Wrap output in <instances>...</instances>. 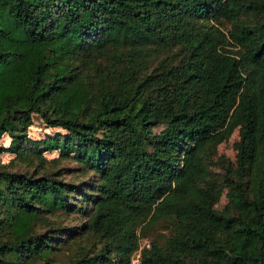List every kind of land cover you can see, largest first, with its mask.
Instances as JSON below:
<instances>
[{"label":"trees","instance_id":"trees-1","mask_svg":"<svg viewBox=\"0 0 264 264\" xmlns=\"http://www.w3.org/2000/svg\"><path fill=\"white\" fill-rule=\"evenodd\" d=\"M37 115L66 132L33 140ZM236 131L232 163L218 149ZM6 134L0 264H53L69 239L40 228L62 210L100 242L69 264H129L143 239L144 264H264V0H0ZM54 149L97 178L2 162Z\"/></svg>","mask_w":264,"mask_h":264},{"label":"rangeland","instance_id":"rangeland-1","mask_svg":"<svg viewBox=\"0 0 264 264\" xmlns=\"http://www.w3.org/2000/svg\"><path fill=\"white\" fill-rule=\"evenodd\" d=\"M223 30H227L230 28V23L224 22V25L221 26ZM167 51H157L154 54L151 64V71L157 70L158 67L161 66L162 60L166 58ZM104 63V60H103ZM80 64L78 63L77 66ZM33 124L29 127L28 134L33 140H43L48 139L51 136L55 135L57 132L65 133L62 128L59 127H50L48 126L40 116L33 117ZM239 139L238 131L235 132L232 137L222 143L218 149V155H223L227 159H229L232 163H235L236 160V149L235 142ZM12 141V138L6 134L0 139V144L9 146ZM29 156V155H27ZM44 158L46 160H41L40 158L29 157V159L23 158V160L16 157V155L11 153H5L2 155V162L8 165V169L11 172H26L34 174H43L44 171L48 172H58L60 180L64 182H70L71 184L78 185L80 182L95 180L97 177L93 172L88 173L87 175H81L82 169L78 166L76 161L70 158L63 157L61 152L58 149L54 150H46L44 151ZM215 165L211 166V169L215 173L213 178H222L225 173L224 167L220 159L215 158ZM44 166L46 167L44 169ZM81 170V171H80ZM38 174V175H39ZM90 187L88 185L83 186L82 190L90 192ZM77 198H81L82 194L77 193ZM75 201V200H74ZM227 203V197L223 196V198L218 203V208H223ZM83 202H80L79 205H82ZM87 206V205H86ZM89 213H67L64 210L58 211L57 215L51 216V226L48 225L40 228V232H46L50 228L60 227L63 229L62 233L59 234L61 238L69 239V243L66 242L60 249L58 253L54 256L53 264H69V261L76 256L79 251H82L83 248L88 249L90 255L93 254L94 251L98 250L100 247V242L97 237L93 235L92 232L88 231L87 228L85 230L81 229L83 224L88 222ZM164 235L167 234V230L158 229L155 231V234ZM76 234V235H74ZM51 235V234H50ZM153 234H150V237L153 238Z\"/></svg>","mask_w":264,"mask_h":264},{"label":"built area","instance_id":"built-area-1","mask_svg":"<svg viewBox=\"0 0 264 264\" xmlns=\"http://www.w3.org/2000/svg\"><path fill=\"white\" fill-rule=\"evenodd\" d=\"M151 243L147 239H143L139 243V247L133 251L130 257L129 264H144L142 252L145 248H149Z\"/></svg>","mask_w":264,"mask_h":264}]
</instances>
